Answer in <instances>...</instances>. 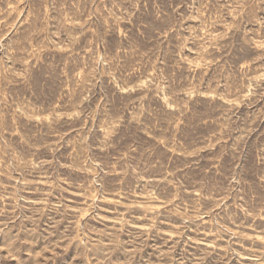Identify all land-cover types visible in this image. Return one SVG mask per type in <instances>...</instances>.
Instances as JSON below:
<instances>
[{
  "label": "rangeland",
  "instance_id": "374dc122",
  "mask_svg": "<svg viewBox=\"0 0 264 264\" xmlns=\"http://www.w3.org/2000/svg\"><path fill=\"white\" fill-rule=\"evenodd\" d=\"M0 264H264V0H0Z\"/></svg>",
  "mask_w": 264,
  "mask_h": 264
}]
</instances>
